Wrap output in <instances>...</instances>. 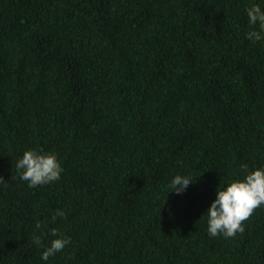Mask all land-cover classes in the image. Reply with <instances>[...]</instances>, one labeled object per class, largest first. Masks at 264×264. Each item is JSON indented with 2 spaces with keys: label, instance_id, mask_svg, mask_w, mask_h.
I'll list each match as a JSON object with an SVG mask.
<instances>
[{
  "label": "trees",
  "instance_id": "obj_1",
  "mask_svg": "<svg viewBox=\"0 0 264 264\" xmlns=\"http://www.w3.org/2000/svg\"><path fill=\"white\" fill-rule=\"evenodd\" d=\"M253 5L0 0V264H264V206L232 238L206 214L264 168ZM41 149L63 170L30 188L15 165ZM51 229L70 243L43 261Z\"/></svg>",
  "mask_w": 264,
  "mask_h": 264
},
{
  "label": "clouds",
  "instance_id": "obj_2",
  "mask_svg": "<svg viewBox=\"0 0 264 264\" xmlns=\"http://www.w3.org/2000/svg\"><path fill=\"white\" fill-rule=\"evenodd\" d=\"M249 24L259 25L260 31H249L247 39L253 42L264 39V11L259 5H253L246 10ZM245 173L242 181L229 182L226 187L217 188L216 198L207 209V231L211 237L223 235L225 238L235 237L237 233H243V224L249 220L257 208L264 206V168L248 171L247 165H241ZM15 170L20 173V179L28 183V187L46 185L60 179L62 168L54 153H43L41 149L25 151L15 165ZM191 177L176 175L171 181L172 191L181 194L190 183ZM0 184H5L0 177ZM65 217L63 210H57L53 219ZM39 229L41 224L36 223ZM50 235L59 237L50 242L41 254V259L47 261L49 257L62 252L67 244L68 238L56 229L50 230ZM38 246L43 244L39 237L35 238Z\"/></svg>",
  "mask_w": 264,
  "mask_h": 264
}]
</instances>
